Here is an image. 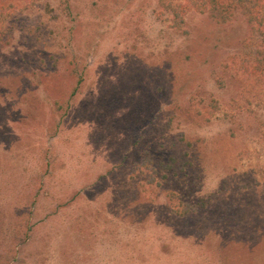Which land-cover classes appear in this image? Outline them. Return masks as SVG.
I'll use <instances>...</instances> for the list:
<instances>
[{
	"label": "rangeland",
	"instance_id": "1",
	"mask_svg": "<svg viewBox=\"0 0 264 264\" xmlns=\"http://www.w3.org/2000/svg\"><path fill=\"white\" fill-rule=\"evenodd\" d=\"M184 17L7 6L0 264H264V37Z\"/></svg>",
	"mask_w": 264,
	"mask_h": 264
},
{
	"label": "trees",
	"instance_id": "2",
	"mask_svg": "<svg viewBox=\"0 0 264 264\" xmlns=\"http://www.w3.org/2000/svg\"><path fill=\"white\" fill-rule=\"evenodd\" d=\"M36 1L38 0H0V19L4 16L7 6L23 7ZM162 4L169 8L173 24L178 27L184 25V15L189 9L209 13L221 21L233 20L240 14L246 16L253 29H260L264 37V0H162ZM260 53L264 54V48ZM260 62L264 64V55Z\"/></svg>",
	"mask_w": 264,
	"mask_h": 264
}]
</instances>
